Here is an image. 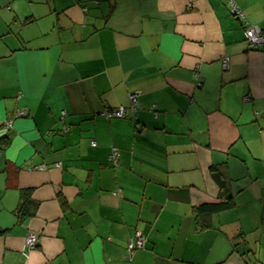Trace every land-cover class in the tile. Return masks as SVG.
Wrapping results in <instances>:
<instances>
[{
	"label": "crops",
	"instance_id": "obj_1",
	"mask_svg": "<svg viewBox=\"0 0 264 264\" xmlns=\"http://www.w3.org/2000/svg\"><path fill=\"white\" fill-rule=\"evenodd\" d=\"M229 1L0 0V264H264V49Z\"/></svg>",
	"mask_w": 264,
	"mask_h": 264
},
{
	"label": "built area",
	"instance_id": "obj_2",
	"mask_svg": "<svg viewBox=\"0 0 264 264\" xmlns=\"http://www.w3.org/2000/svg\"><path fill=\"white\" fill-rule=\"evenodd\" d=\"M230 5V11L229 13L236 18L239 22H241L244 25V39L248 44L249 49H256L261 48L264 49V34L261 32V30L256 27L255 25L251 24L248 20L246 15L240 10V8L232 1H229ZM228 66V61L225 59L222 61V68L226 69ZM129 107H118L114 109H106L101 113V116L105 118L106 120L113 119V118H127L128 113L130 110L134 109V106L137 102V95L136 94H129ZM19 115H23V113H19ZM5 128H10L11 123L7 122L5 125ZM109 160L116 165V150L113 149ZM37 245V236L35 234H29L25 239V247L27 249H32ZM143 247V238L140 236V234L135 233L132 238L129 240L126 246L127 256H131L133 252L137 249H140Z\"/></svg>",
	"mask_w": 264,
	"mask_h": 264
},
{
	"label": "trees",
	"instance_id": "obj_3",
	"mask_svg": "<svg viewBox=\"0 0 264 264\" xmlns=\"http://www.w3.org/2000/svg\"><path fill=\"white\" fill-rule=\"evenodd\" d=\"M217 179V177L215 176ZM230 206V201L225 202H219V203H212V204H204L199 207L200 210L207 211V212H215V211H221L224 209H228Z\"/></svg>",
	"mask_w": 264,
	"mask_h": 264
}]
</instances>
